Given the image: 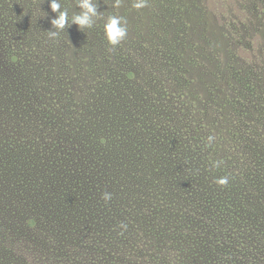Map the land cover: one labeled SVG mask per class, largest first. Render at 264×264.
I'll use <instances>...</instances> for the list:
<instances>
[{"label":"trees","instance_id":"trees-1","mask_svg":"<svg viewBox=\"0 0 264 264\" xmlns=\"http://www.w3.org/2000/svg\"><path fill=\"white\" fill-rule=\"evenodd\" d=\"M177 1L185 2L147 0L138 9L119 0L127 14L123 16L127 36L135 30L148 41L146 23L154 19H146L156 4L170 10ZM59 2L61 10L75 15L71 0ZM94 2L100 11L95 25L101 36L92 38L75 24L50 36L56 31L51 20L57 16L51 0H0L1 35L5 34L1 54L9 74L4 77L7 89L0 82V173L4 176L0 182L16 188L33 208L39 207L43 226L51 225L52 234L69 241L68 252L65 247L55 252L63 251L71 264H142L137 258L120 262L116 256L114 242L128 247L121 225L132 224L136 248L142 238L138 225L148 206L162 223L180 210L182 224L197 227L200 207L188 211L183 205L191 185L186 183L197 179L190 175L196 163L188 159L187 180L181 181L173 145H162L155 140L158 135L152 136L151 124L158 127L160 121L149 103L147 79L140 80L134 65L120 68L112 62L111 50L124 53L127 63L131 58L121 43L110 45L104 32L117 0ZM71 40L84 48L89 60L71 55ZM129 50L133 53L130 46ZM170 51L166 54L174 55L176 50ZM154 53L158 57L164 49L157 44ZM28 137H36L31 146L23 140ZM45 182L49 194L43 195ZM105 192L112 194L108 202L102 198ZM191 202L195 206L194 198ZM52 259L63 264L54 252Z\"/></svg>","mask_w":264,"mask_h":264},{"label":"rangeland","instance_id":"rangeland-1","mask_svg":"<svg viewBox=\"0 0 264 264\" xmlns=\"http://www.w3.org/2000/svg\"><path fill=\"white\" fill-rule=\"evenodd\" d=\"M123 1L131 7L137 2ZM71 2L78 14L76 0ZM124 2L114 8L115 15H127ZM156 6L146 19H154L146 23L148 41L132 30L121 44H131L133 53L120 45L131 57L128 63L124 53L111 50L112 62L120 68L134 65L140 80L147 79L149 103L160 121L158 127L151 124L152 136L173 145L181 181L187 180L188 159L196 163L190 175L197 179L186 183L191 185L183 205L201 212L197 227L188 228L180 210L162 223L148 206L138 225V247L131 224L123 227L128 247L114 242L115 254L120 262L137 258L142 264H264V0H185L170 10L160 2ZM80 32L101 36L95 24ZM4 37L0 26V82L7 89ZM71 44L73 57L89 60L76 40ZM157 44L164 49L158 57ZM170 49L174 55L166 54ZM32 138L23 140L31 146ZM224 177L226 185L217 183ZM44 186L43 195L49 194V183ZM246 211L250 214L243 215ZM38 213L16 188L0 182V264H54L53 252L71 264L63 252L71 249L69 241L52 234L51 225L43 226ZM59 247L65 248L57 254Z\"/></svg>","mask_w":264,"mask_h":264},{"label":"clouds","instance_id":"clouds-1","mask_svg":"<svg viewBox=\"0 0 264 264\" xmlns=\"http://www.w3.org/2000/svg\"><path fill=\"white\" fill-rule=\"evenodd\" d=\"M77 7L80 9L78 14L69 16L68 10H61L59 0H51L50 7L57 16L51 20V24L56 31H50V36L55 37L59 31L70 28L73 24L78 25L80 30L85 28H92L99 17L97 4L94 0H76ZM119 0H117V6ZM147 4V0H137L134 4L136 8H143ZM104 32L110 45L113 47L119 45L127 36V20L125 17L112 15L109 16L104 24ZM211 139V138H210ZM221 185L228 183L227 177L221 178L217 181ZM106 202L112 199V194L105 192L102 197ZM126 227V225H121Z\"/></svg>","mask_w":264,"mask_h":264}]
</instances>
